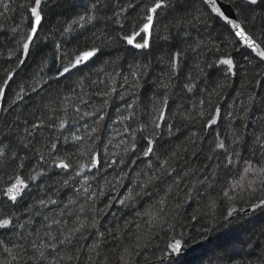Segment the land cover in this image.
<instances>
[{
    "label": "snow or ice",
    "instance_id": "snow-or-ice-1",
    "mask_svg": "<svg viewBox=\"0 0 264 264\" xmlns=\"http://www.w3.org/2000/svg\"><path fill=\"white\" fill-rule=\"evenodd\" d=\"M204 6L203 10L198 9L191 19L186 21L187 24L196 28L200 25L209 27L213 23H218L220 27L225 28L228 34L232 37L228 41V45L234 47L237 52L243 49L242 58L247 60L248 64H255L264 69V0H228L229 7L227 9L221 6L220 0H200ZM3 5L4 13L10 11L9 4L0 0ZM112 6V15L107 14V9ZM48 0H24L19 7L26 9L28 15L24 18L29 21L26 34L18 40V53L10 54L8 59L11 61L15 57L14 67L5 66L3 79L0 81V116L7 112V109L15 105L19 101H23L26 94H36V97L43 100L45 94L50 93L52 84L50 81H55L57 84H66L72 81L75 87H70L69 93L62 97L61 103L63 107L60 109L64 113V117H56L58 124H55L57 131L62 132L68 129L69 135H65L64 143L67 144L69 139L73 146L78 149V152L66 153L63 157L57 151L55 142L50 144L49 156L51 157L50 166L59 169L62 173H69L73 169V165L69 162L73 155L80 157H88L87 162H80L74 169V179L77 180L78 187L74 186L75 198L69 199L67 204H64L60 209V216L65 214L64 209H68L67 215L71 217V224L67 220L49 217L44 215V220L48 221L43 227V231H23L25 223L32 224L31 216L24 222H20L19 216H0V264H109V255H116L118 264H135L133 257L139 255L140 251L148 246L151 240L154 229L159 228L164 230L175 216V210L167 207L168 196L174 189L186 188L184 195L187 198L183 203L176 201L175 208H183L187 200L195 201L196 196L201 192L207 195L202 198L203 203L196 209V214L192 217V222L196 223L201 218L212 219L215 217L220 202L228 207L225 215V220L232 222L239 218V213L255 212L257 209L264 211V196L257 197L258 202L251 205L250 208L236 207L235 201L237 197L244 200L247 197L249 200L258 193H264V125L253 133L250 156H242L241 152L235 147L239 143V138L234 137L231 144L226 145L225 140L216 131L214 126L221 122V109L217 106L211 112H207L205 104L211 105V99H201L198 104L197 115L193 116L192 112H173L169 108V93L164 92L157 95L153 94L150 97V111L144 113V122L141 123L138 119L137 106L128 103L124 114L118 115L112 124H119L121 129H115L121 136L126 135L127 139L120 140L113 145L115 148H120V151L109 152L107 145H112L115 136L106 140V143L101 144L100 148H95V142L100 140V132L102 129H107L109 125L102 122L106 117H109L107 109L112 105V98L116 96L117 89L114 86L115 76L109 77L113 81L112 84H107L104 89L97 90L94 93H87L84 89L87 87L84 84V79L88 77L84 74L91 70L101 59L102 50L99 46L89 44L87 40L79 41V36L74 41L75 47L69 52L63 53L61 56V45L54 43V51L51 54V60L58 63H53L54 72L49 71L44 77L37 79L38 74H33L30 77L31 84L26 93L24 87H20L16 92L11 103H8L6 93L11 91L12 84L16 83L20 73L28 67L29 62L37 58L40 63L37 65L40 72L48 68L49 57L46 56L42 47L44 40L48 37H41L44 30V24L47 23V18L44 9L48 7ZM75 9H83V12L77 11V14L68 20L62 29V35L71 36L80 29H84L86 25H94L98 21L111 20L114 24L119 25L117 29V39L126 46V50L141 53L149 51L155 41L159 38L157 29L160 27V17L171 7L173 0H145L137 8L134 3H128L125 6L121 0H76L73 5ZM134 8L135 11L131 16L137 19H131L129 9ZM261 21L260 27H255L257 20ZM127 22V24L125 23ZM167 28V25H165ZM3 26L0 25V31ZM13 32H18V28H13ZM83 35V33H82ZM107 40V37H98ZM167 39V37H164ZM202 49V42L195 43L192 47V52H198ZM219 52L218 47L209 49L207 45L203 46V50L199 51V55H205L206 52ZM181 51H176L171 54L170 67L173 72L178 69ZM209 63L205 65L207 68H212L221 73L226 79H233L239 76L246 75V69L238 66L236 58L231 51L225 52L223 55H217L214 60L208 57ZM99 72H103L101 67ZM204 69H201L203 72ZM131 75L135 78L133 82H129L128 77H123V83L128 85L127 92H120L119 99H123L126 94L135 95V90L143 87L141 79L147 76V66H137V70ZM208 75H215V72H210ZM257 77L259 74H256ZM105 76H108L105 73ZM188 82L183 84V88L188 93H192L196 85L192 82V77H187ZM92 86H97L103 81L92 80ZM161 86L165 89L172 85L165 84L161 81ZM80 88V92H76V88ZM223 84H218V88H223ZM217 95L220 93L217 92ZM95 95L100 98L99 105L92 104L93 111H83L82 105H88L89 99L86 96ZM211 95V94H210ZM75 100V103H73ZM256 101V97L249 95L248 105L245 106L242 115L239 113L233 117L228 114V127L231 128L232 122L236 118L246 119L248 113L252 111V104ZM264 101V97L261 98ZM69 105L78 115L74 120L82 117H96L93 121L95 126L90 127V130L85 134H77L69 125L67 117ZM46 107H48L46 105ZM258 107L264 110V103H258ZM197 106L194 105V110ZM57 108L50 107L49 113H54ZM207 114V118L206 117ZM179 116L181 120L197 122L203 121V127L211 129L214 135V142L211 151L208 153V160L214 161L211 166L206 161L203 164L207 168L206 173H198L194 167L177 171L173 164L177 160L184 159V153L189 151V146L197 141L193 137H189L187 142L182 144H173L171 139L176 131H179V125L174 128L172 120ZM49 120L53 117L48 116ZM109 119H111L109 117ZM258 119L264 120V115ZM53 124H45L43 118H40L39 123H33V130H41L44 127H53ZM29 136L43 135L42 131H29L25 129ZM6 133L0 130V142ZM165 135L168 139H165ZM196 134L193 133V136ZM93 140L92 145H88L85 150V139ZM11 141H9L10 143ZM24 148H28V144L21 141ZM122 146V147H121ZM232 151H229V148ZM258 150V151H257ZM39 151V149H37ZM196 148L191 149L190 154H195ZM54 154V155H53ZM6 153L3 148H0V166H3ZM259 157V158H257ZM10 159L17 160L15 151L10 153ZM39 160H44V154L40 153ZM140 161L146 166L144 171L145 179L140 181L141 186L135 191L133 187L125 190L124 194L116 192V198L113 199L110 195L116 191L118 186H122L125 179H128V174L132 173L139 180L140 170L137 165ZM153 163L157 166L154 168ZM31 167V166H30ZM17 168H24V158L18 159ZM136 168L137 171H133ZM109 169H112L109 172ZM102 173H108L107 176ZM151 173V174H149ZM175 173V175H173ZM58 172L57 175H60ZM47 171L43 168H31V174L24 176L17 172L11 179L9 186L3 189V196L6 197L13 205L21 201L30 183L37 181L40 177L46 176ZM111 177L109 179L108 177ZM182 181L184 182L182 184ZM97 182L101 186V190L94 191L93 183ZM115 182V183H113ZM197 184L200 187H197ZM68 181L64 180L61 187H66ZM189 185H191L189 187ZM159 188L164 195L161 196L155 203H149L145 207L141 205L143 211L136 209L135 216L137 219L125 221L123 225L105 228L100 220L103 216L109 215V210L113 208V204L123 208H135L138 202V197L145 195V189L148 187ZM216 192L213 196L212 192ZM58 193V190H57ZM109 194V198L104 201L101 208H97V203L100 198ZM50 205H58V200L49 196L47 199H39L35 205L26 209L32 215H39L33 209L48 208ZM70 205H79V208L74 212ZM203 209V210H201ZM107 223V222H105ZM134 225V227H133ZM20 229L22 231L17 232ZM94 230V231H93ZM87 234L93 236V241L84 247L80 241ZM15 237V238H13ZM29 237H32L29 239ZM115 241L116 243H111ZM107 246V248L105 247ZM167 256L179 255L183 250V243L180 240L173 238L168 244ZM226 251V250H225ZM167 257H161L166 259ZM244 264V255L242 252L236 251L231 254L226 252L225 256L217 258V264Z\"/></svg>",
    "mask_w": 264,
    "mask_h": 264
},
{
    "label": "trees",
    "instance_id": "trees-1",
    "mask_svg": "<svg viewBox=\"0 0 264 264\" xmlns=\"http://www.w3.org/2000/svg\"><path fill=\"white\" fill-rule=\"evenodd\" d=\"M222 1L228 3V0ZM144 2L145 0H121V3L125 6L128 3H134L137 8ZM4 3L9 4L11 10L4 13V16H0V25L3 26V30L0 31V81L3 79L5 66L9 68L15 66V57L11 61L8 57L14 52L18 53V40L26 34L29 24V21L24 18L28 15L26 9L19 7L24 3V0H4ZM75 3L76 0H48L49 6L44 9L48 22L44 24L41 37H48L47 40H44L42 47L46 56L49 57V66L43 72H40L37 66L40 61L37 58L30 61L28 67L20 73L16 83L12 84L11 91L6 93L8 103H11L20 87H24L26 93L28 92L31 84L30 77L33 74H38L37 79H39L44 77L49 71H55L52 65L58 62H54L50 58L54 51V43L61 45V56L63 58L65 51L70 52L75 47L74 41L79 36V41H76V43L87 40L89 44L99 46L102 50L101 59L91 70L84 74L88 77L84 79V84L87 86L84 91L91 94L97 90L104 89L107 84L113 83L109 79L111 76H115L114 86L117 89L116 96L112 98V105L107 109L111 119L106 117L105 121L102 122L109 126L106 130H101L100 140L95 142V148H100V145L106 143L107 139L115 136L113 144L107 145V147L110 153L120 151V148H115L113 145L120 140L127 139V136H121L115 131V129L123 131V128L119 124L113 125L112 120L118 115L124 114L128 103L131 102L137 106L133 110L138 109V119L143 123L144 113L150 111V97L155 94L159 98V94L168 92L169 108L173 112L187 113L191 111L193 116L197 115L198 104L201 99H211L212 104H205V108L207 112H211L217 106L221 109V122L214 127L220 133L221 138L225 140V144H231L233 138L238 137L239 143L235 145L236 149L241 152L242 156L251 155L253 133L258 131L261 125H264V120L258 119L259 116L264 115V110L258 107V103H264V101H261V98L264 97V69L255 64H248L247 60L242 58L243 49L237 52L234 47L229 46L228 41L232 37L218 23H213L209 27L200 25L196 28L186 23L198 9L203 10L204 6L200 3V0H173V7L160 17V27L157 29L159 38L146 53L126 50V46L117 39L119 25L114 24L111 20L98 21L94 25H86L84 29H80L79 32L71 36H63L61 33L65 23L75 16L77 11L83 12V9H75L73 7ZM3 11V5L0 4V12ZM106 11L108 15H112V6L110 5ZM134 11V8L129 9L130 20L137 19V17L131 16ZM125 23L127 24V22ZM165 25H167V28H165ZM260 25L261 21L258 19L255 27L258 29ZM13 28H18V32H13ZM98 37H107V40L102 42V39ZM164 37H167V39ZM201 42L202 49L198 50V52L203 50L204 45H207L209 49L218 47L220 51L215 53L208 51L205 55L192 52L191 49L195 43ZM176 51H181L182 55L179 67L174 73L170 67V60L171 54ZM228 51L233 53L238 66L246 69L245 76L238 75L229 80L217 70L205 67L209 63L208 57L214 60L217 55H223ZM137 66H140L141 69H143V66H147V76L141 79L143 87L135 90V95L126 94L123 99H119L120 92L128 91V85L123 83V77L127 76L129 82H133L135 78L131 73L137 70ZM101 67L104 69L103 72L98 71ZM202 68L204 69L203 72H201ZM210 72H215V75H208ZM105 73L108 76H105ZM257 73L259 74L258 77ZM189 76L192 77V82L196 85L192 93H188L182 87L184 83L188 82L187 77ZM92 80L103 81V83H99L94 87L90 83ZM161 81L165 84L170 83L172 86L165 89L161 86ZM50 83L52 84L50 93L45 94L46 98L43 100L37 98L35 93L26 94L23 101L17 102L8 108L4 115L0 116V130L6 133L2 142H0V148H3L6 153L4 164L0 166V216L5 214L8 216H19L21 223H24L31 216L33 223H25V229L23 230L25 232L43 231V226L48 222L43 218L45 214H47L49 219L55 216L67 220L71 224V217L67 215L68 209H64L65 214L63 216H60V209L64 204L68 203L69 199L76 197L74 186H79L77 183L79 178H73L74 169L80 162L86 163L88 160L87 156L73 155L69 161L73 165V169H70L67 174L50 166L51 157L49 152L51 143L55 142L57 144V151L62 157L69 152H78V149L73 146L70 139L67 144L64 143L65 135H69L68 129L66 128L60 132L55 127V124H58L56 117H64V113L60 110L63 107L61 103L62 97L68 94L70 87H75V84L72 81H69L67 85L57 84L55 81H50ZM218 84H223L224 87L222 89L218 88ZM76 92H80L79 87L76 88ZM217 92L220 94L217 95ZM250 94L256 97V101L252 104V111L248 113V118L243 120L236 118L232 122L231 128H229L228 114L231 113L233 117L237 116L238 113L242 115L245 106L248 105ZM85 98L89 99V104L82 105L83 111L91 112L93 111L91 105H99L100 103V98L95 95L86 96ZM73 103H75V100H73ZM194 105L197 106L195 110ZM50 107L57 108V111L49 113ZM50 114L53 117L52 120L48 119ZM76 115L78 114L69 105L68 114L65 118L69 120V125L73 131L78 130L77 134L83 135L90 130V127L95 126L93 121L96 117H82L74 120ZM40 118L44 119L46 125L53 124L54 126L33 130L31 125L34 122L39 123ZM205 118H207V114ZM172 122L174 128L176 125L180 126L179 131H176L171 138L174 145L187 142L189 137H193L197 141L189 146L188 152L183 154L184 159L175 161L173 167L177 171L194 167L198 170V173H206L208 169L204 168L203 164L207 161L209 166H211L214 162L207 158L214 142L215 133L211 129L204 128L203 121L181 120L177 115ZM25 129L37 132L42 131L43 135L29 136ZM193 133L196 135L193 136ZM165 139H168L166 135ZM22 140L28 144L27 149L23 147ZM9 141L11 142L9 143ZM83 143L85 150L91 151L87 146L92 145L93 140L86 137ZM192 148H196L195 154H190ZM12 151L16 152L18 159L24 158L23 169L17 168L18 159L12 160L9 158ZM229 151H232L231 147ZM40 153L44 154L43 161L39 160ZM137 165L140 170L139 180L132 173H129V178L124 180L123 185L118 186L116 191L110 194L113 199L116 198V192L124 194L125 190L130 187L135 186L133 188L135 191L141 186L140 181L146 178L144 175L146 166L140 161H137ZM156 166L153 163V167L155 168ZM33 167L37 168V170L45 169L47 175L30 183L23 199L13 205L3 196V189L10 185L12 182L11 178L17 172L26 178L27 175L31 174V168ZM111 171L112 169H109V172ZM133 171L135 172L137 169L134 168ZM58 172H61V174L57 175ZM102 175L107 176L108 173H102ZM108 178L111 179L110 176ZM64 180L68 181V185L61 187ZM197 187H200V185L197 184ZM93 190L97 192L101 190L100 184L94 182ZM185 191H187L186 188L174 189L169 194L167 207L174 209L176 214L167 228L164 230L159 228L153 230L154 234L148 246L143 248L139 255L133 257L135 264H217V258L225 256L226 252L231 254L236 251L243 253L244 264H264V211L259 209L247 214L241 212L238 219L228 222L225 220L228 207L221 201L214 218H201L196 223H193L192 217L196 214V209L203 203L202 198L207 194L201 192L200 195L196 196L195 201L189 199L183 208L176 209L177 200L183 203L187 199L184 195ZM145 193V195L138 197L135 208L122 209L119 205L113 204V208L109 210V215L103 216L100 220L101 225H103L101 230L120 226L125 221L137 219L135 216L136 209L143 211L141 205L146 207L147 204L155 203L164 195L159 188L151 186L145 189ZM212 195L215 196L216 192L213 191ZM49 196L57 199L58 205H50L44 209L34 208L33 211L38 212L39 215H32L26 211L28 207L35 205L39 199H47ZM259 196H264V193H258L250 200L247 197L244 200H240L237 197L235 205L238 208H250L251 205L258 202L257 197ZM108 198L109 194L100 198L97 208H101L104 201ZM70 207L75 212L79 205H70ZM3 231L0 229V232ZM16 231L20 232L22 230L17 229ZM31 238L29 237V239ZM173 238L182 241L184 247L183 256L178 260L174 256H170V260L164 262L161 257H169L167 256V246ZM207 240L208 244L205 243ZM92 241L93 236L87 234L80 243L82 246L87 247ZM111 243L116 242L110 241ZM105 247L107 248V246ZM116 255H109V264H118ZM225 264H227V261H225Z\"/></svg>",
    "mask_w": 264,
    "mask_h": 264
},
{
    "label": "water",
    "instance_id": "water-1",
    "mask_svg": "<svg viewBox=\"0 0 264 264\" xmlns=\"http://www.w3.org/2000/svg\"><path fill=\"white\" fill-rule=\"evenodd\" d=\"M220 2H221V6H222L223 8L227 9V8L229 7V4H228V3H226V2H224V1H222V0H220ZM174 257H175L176 259H179V258L181 257V253H180L179 255H174Z\"/></svg>",
    "mask_w": 264,
    "mask_h": 264
},
{
    "label": "bare ground",
    "instance_id": "bare-ground-1",
    "mask_svg": "<svg viewBox=\"0 0 264 264\" xmlns=\"http://www.w3.org/2000/svg\"><path fill=\"white\" fill-rule=\"evenodd\" d=\"M10 202V201H9ZM257 210H259V209H257ZM244 213V212H243ZM247 213H252L251 211H249V212H247ZM247 213H244V214H247ZM206 244H208V240L205 242ZM184 248V247H183ZM174 256V255H173ZM183 256V250H182V252H181V257ZM180 257V258H181ZM175 258V257H174ZM179 258V259H180ZM176 259V258H175ZM170 260V257H167L166 259H163V261L164 262H167V261H169ZM176 260H178V259H176Z\"/></svg>",
    "mask_w": 264,
    "mask_h": 264
}]
</instances>
